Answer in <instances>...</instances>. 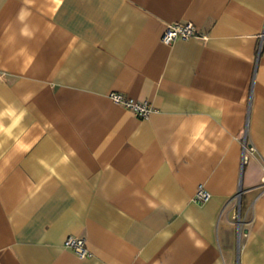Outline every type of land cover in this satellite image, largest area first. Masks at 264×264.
I'll use <instances>...</instances> for the list:
<instances>
[{
	"label": "crops",
	"instance_id": "crops-1",
	"mask_svg": "<svg viewBox=\"0 0 264 264\" xmlns=\"http://www.w3.org/2000/svg\"><path fill=\"white\" fill-rule=\"evenodd\" d=\"M184 22L198 37L164 44ZM9 106L0 264H264V0H0ZM204 124L214 150L185 155Z\"/></svg>",
	"mask_w": 264,
	"mask_h": 264
},
{
	"label": "built area",
	"instance_id": "built-area-1",
	"mask_svg": "<svg viewBox=\"0 0 264 264\" xmlns=\"http://www.w3.org/2000/svg\"><path fill=\"white\" fill-rule=\"evenodd\" d=\"M196 37H198V33L193 23H174L166 26V29L162 36V42L166 45H171L179 40H189ZM110 98L115 104L131 111L141 119H147L154 112V108L148 102H136L118 93H112L110 95ZM243 144L244 162H246L248 159V146L246 142H244ZM209 198L210 194L205 189L200 187L194 200L198 203H204L208 201ZM64 246L67 249L72 250L82 259L90 256L86 248V242L82 238L69 237L65 241Z\"/></svg>",
	"mask_w": 264,
	"mask_h": 264
},
{
	"label": "clouds",
	"instance_id": "clouds-1",
	"mask_svg": "<svg viewBox=\"0 0 264 264\" xmlns=\"http://www.w3.org/2000/svg\"><path fill=\"white\" fill-rule=\"evenodd\" d=\"M24 4L26 6H31L32 0H23ZM57 3H59V0H57ZM31 15V13L27 10V8L22 7L20 12L17 15V20L23 24L24 26L20 30V35L24 38L31 39L34 35V33L29 29V26L25 23L27 18ZM26 49H21L17 55H24ZM24 113H20L17 115L15 110L9 106L4 111L0 112V120H2L5 116H7L11 123L5 127L3 123H0V133L8 136L10 139L12 138V132L13 129H15L20 121L23 118ZM207 128V125H201L198 130L194 133V135L191 137L189 144L185 148V155L188 154L189 151L192 150V148H197L198 151H205L207 148H212L214 150L215 146L209 143V139L205 135V130ZM174 154L179 155V147L178 145H174L172 149ZM155 195V193H153Z\"/></svg>",
	"mask_w": 264,
	"mask_h": 264
}]
</instances>
